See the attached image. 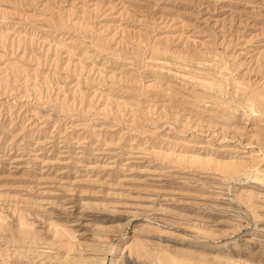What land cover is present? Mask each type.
Here are the masks:
<instances>
[{"label": "rangeland", "instance_id": "374dc122", "mask_svg": "<svg viewBox=\"0 0 264 264\" xmlns=\"http://www.w3.org/2000/svg\"><path fill=\"white\" fill-rule=\"evenodd\" d=\"M92 256L264 264V0H0V264Z\"/></svg>", "mask_w": 264, "mask_h": 264}, {"label": "bare ground", "instance_id": "6f19581e", "mask_svg": "<svg viewBox=\"0 0 264 264\" xmlns=\"http://www.w3.org/2000/svg\"><path fill=\"white\" fill-rule=\"evenodd\" d=\"M110 254V253H109ZM106 255V254H105ZM90 257V256H89ZM84 258V257H83ZM83 258H81V259H83ZM96 258V257H95ZM95 258H93V256L91 257V258H87V259H85V260H90L87 264H95ZM97 259H99L98 257H97ZM103 259H105V258H103ZM100 260V259H99ZM99 262V261H98ZM75 263H78L77 261H72V264H75ZM85 263V262H84ZM101 264H105V262H103V263H101Z\"/></svg>", "mask_w": 264, "mask_h": 264}]
</instances>
